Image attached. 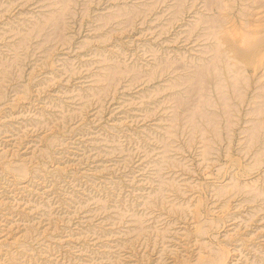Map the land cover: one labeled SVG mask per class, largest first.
Instances as JSON below:
<instances>
[{
	"label": "rangeland",
	"instance_id": "rangeland-1",
	"mask_svg": "<svg viewBox=\"0 0 264 264\" xmlns=\"http://www.w3.org/2000/svg\"><path fill=\"white\" fill-rule=\"evenodd\" d=\"M0 264H264V0H0Z\"/></svg>",
	"mask_w": 264,
	"mask_h": 264
}]
</instances>
